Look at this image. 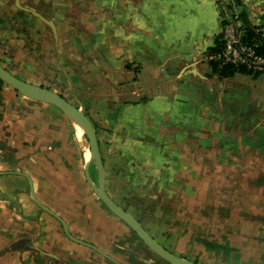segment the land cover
<instances>
[{"label": "crops", "instance_id": "obj_1", "mask_svg": "<svg viewBox=\"0 0 264 264\" xmlns=\"http://www.w3.org/2000/svg\"><path fill=\"white\" fill-rule=\"evenodd\" d=\"M241 2L252 25L264 21V0ZM19 4L0 0V64L65 98L78 96L106 120L174 129L170 119L175 118L184 90L200 89L205 83L206 93L213 92L218 77L203 56L219 32L216 0ZM24 8L51 21L55 30ZM253 82L262 85L264 73L253 76ZM254 85V100L263 102L264 112V87ZM124 113H133L135 119ZM65 118L55 106L30 99L0 80V264H116L105 255L120 264H153L154 253L94 193L84 165H78L79 154L70 174L88 206L64 194L72 190L57 163H64L57 154L58 130L64 125L71 129ZM115 139H98L106 177L107 158L127 156L126 151L104 155L102 144ZM164 142L191 143L175 136L159 140ZM187 155L186 148L177 155L168 152L169 159ZM32 191L51 212L35 201Z\"/></svg>", "mask_w": 264, "mask_h": 264}, {"label": "rangeland", "instance_id": "obj_2", "mask_svg": "<svg viewBox=\"0 0 264 264\" xmlns=\"http://www.w3.org/2000/svg\"><path fill=\"white\" fill-rule=\"evenodd\" d=\"M226 1H217L220 21L229 13ZM238 10L235 6L234 11ZM234 19L220 22L221 39L226 23H233V31L237 30L240 22ZM210 54L206 51L203 56L209 66ZM217 77L211 94L206 93L205 83L200 89L184 90L175 118L170 119L174 129L131 125L130 120L112 122L99 112L94 114V106L85 105L78 96L66 97L93 119L98 139L116 137L115 142L102 144L105 156L126 151L124 159L107 158L106 190L121 207L140 218L161 244L201 264H264L263 102L254 100L253 72ZM255 87L262 88L264 83ZM123 115L135 119L133 113ZM65 119L71 129L64 125L58 130L57 154L64 163H57L71 183L72 190L64 194L84 207L88 199L70 172L77 167L78 154V165L88 161L84 157L88 143L82 135L78 144L71 120ZM173 136L191 143H159ZM183 148L188 152L185 159L168 158V152L177 155ZM88 172L96 185L93 163ZM252 214H256L255 221ZM153 257V264H167Z\"/></svg>", "mask_w": 264, "mask_h": 264}, {"label": "water", "instance_id": "obj_3", "mask_svg": "<svg viewBox=\"0 0 264 264\" xmlns=\"http://www.w3.org/2000/svg\"><path fill=\"white\" fill-rule=\"evenodd\" d=\"M16 4L18 7H21L19 4V0H16ZM23 8V7H22ZM26 11L32 13L33 15L40 18L42 21L46 22L54 31V25L51 21L45 19L40 14L36 13L33 10L26 9ZM0 80L9 84L14 90L18 93L44 103L51 104L62 111L66 116L74 118L76 121L80 123L83 128V137L86 139L88 146L90 157L88 161L84 165V174L88 184L91 186L94 193L97 195L99 200L105 205V207L116 217H118L121 221H123L137 236L138 238L157 256L167 262V264H201L194 260L188 259L186 257L174 254L169 249L164 247L157 239H155L142 225V223L129 211L121 207L106 191L105 181H106V173L105 168L100 152V147L96 135V131L91 119L87 116V114L77 105L73 104L63 95L48 89L46 87H42L39 85L32 84L27 82L13 73H11L8 69H6L3 65L0 64ZM94 165L96 170V185L92 182L89 177V166L90 164ZM32 196L35 201L45 210H48L45 206L40 204L36 199L34 192L32 191ZM78 242L96 249L99 251L94 245L77 240ZM102 253L101 251H99ZM103 254V253H102ZM105 255V254H103ZM107 258L115 262L116 264H120L113 260L110 256L105 255Z\"/></svg>", "mask_w": 264, "mask_h": 264}, {"label": "trees", "instance_id": "obj_4", "mask_svg": "<svg viewBox=\"0 0 264 264\" xmlns=\"http://www.w3.org/2000/svg\"><path fill=\"white\" fill-rule=\"evenodd\" d=\"M217 1L225 2L226 0H217ZM226 3H227L226 7L229 10V13L227 14L226 19H224L220 22L224 23V22L228 21L229 19L237 18L234 20H239V22H240V25L237 26V31H239L241 33V39L243 41L249 42V43L250 42L251 43H258L257 50L264 55V36H262L264 34L258 33L257 26L252 25L249 22L245 8L242 6L241 0H227ZM235 6L239 7V10L237 11V13L234 11ZM232 11H234V12L231 13ZM235 13H236V16H235ZM223 45H224V43H223V40L221 39V34L218 33L216 40H215V44H214V46H212L208 50V53H215V52L220 51L222 49ZM209 64H210L212 71L217 73L221 77L232 76L237 72L242 73V74H251L252 73L251 70H249L248 68H246L243 65L242 66L233 65V64L219 65V61H216L213 59H209ZM259 73H261V72H255V73H253V76L258 75ZM95 131H96V128H95ZM147 205H150V203H148ZM162 211H164V210H162ZM250 217L252 218L253 221H255L256 214H252V215H250ZM137 219L141 222L140 218H137ZM142 225L148 231V229L146 228V226L143 223H142ZM163 246L166 247L165 245H163ZM154 255L157 256L155 253H154ZM157 258H160V257L157 256Z\"/></svg>", "mask_w": 264, "mask_h": 264}, {"label": "built area", "instance_id": "obj_5", "mask_svg": "<svg viewBox=\"0 0 264 264\" xmlns=\"http://www.w3.org/2000/svg\"><path fill=\"white\" fill-rule=\"evenodd\" d=\"M220 4H222L221 1ZM224 27L225 29L222 31L224 45L220 51L211 53L210 59L219 61V65H243L253 73L263 71L264 55L257 50L258 43L243 41L238 35V31H233V23H226ZM257 31L260 34H264V23L257 28Z\"/></svg>", "mask_w": 264, "mask_h": 264}, {"label": "bare ground", "instance_id": "obj_6", "mask_svg": "<svg viewBox=\"0 0 264 264\" xmlns=\"http://www.w3.org/2000/svg\"><path fill=\"white\" fill-rule=\"evenodd\" d=\"M69 119L71 120V123L73 124L74 129H75L76 133H77L78 136H79L80 144H81V140H83V139H82V135H83L82 133H84L83 128H82V126L80 125V123H79L78 121H76L74 118H72L71 116L69 117ZM88 148H89V146H88ZM84 157H85L87 160L89 159V157H90L89 149H87V151L84 153Z\"/></svg>", "mask_w": 264, "mask_h": 264}]
</instances>
